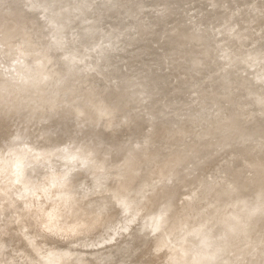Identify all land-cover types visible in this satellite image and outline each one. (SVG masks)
<instances>
[{"label": "bare ground", "instance_id": "6f19581e", "mask_svg": "<svg viewBox=\"0 0 264 264\" xmlns=\"http://www.w3.org/2000/svg\"><path fill=\"white\" fill-rule=\"evenodd\" d=\"M16 1H20V0H15V2ZM96 1L97 0H95V2ZM103 1H105V0H103ZM110 1H112V0H108L105 3L103 2L104 4L102 3L104 5V8L107 10L108 13H112L113 12L112 10L115 9V8H113L115 4L111 3ZM124 1H125L124 4H126V0H124ZM133 1H135V0H133ZM133 1L132 2L130 1L131 2V4H130V2L127 0V4L126 5L129 6V4H130V5H134V7H135V4H132ZM174 1L176 2V0H172V1L170 0L169 3L170 2H174ZM178 1H180V0H178ZM190 1H193V0H190ZM214 1H216V3H219V6L220 5L221 6L227 5L228 6V4H229V3L227 4V1H229V0H214ZM121 2H123V1L120 0V3L118 2V4L119 5L123 4ZM128 2H129V4H128ZM166 2L167 1L163 2V4L164 3L165 4L168 3V2L167 3ZM183 2H184V0H183ZM240 2L242 4H244L247 1H245L243 3V1L240 0ZM254 2H255V0H254ZM92 3H90V4H92ZM114 3H115V1H114ZM154 3H155V1H154ZM169 3H168V5H170ZM213 3H215V2H213ZM263 3H264V1H263ZM27 4L30 7H33V6L35 7L37 5L38 6H42L45 10L49 11L50 14L48 15V18L50 19V23L54 25V28H53V31H52V38H54L57 43L59 42L60 46H63L64 45V47L66 49L72 48L73 43L76 44L78 42H81V41L84 42V41L88 40V38H91V37L95 36L97 34V32H98V28L94 24L91 27L87 28V29L86 28L85 29L79 28V26L81 25V23H83V21H84V18H85L84 16H86V9H87V7L89 5V0H78V1H74V0H30L29 2H27ZM140 4H142V3H140ZM163 4H162V6H163ZM165 4L163 6L164 8H165ZM175 4H173V5H175ZM179 4H181V3H179ZM237 4H238V2L236 3V5ZM246 4H248V2ZM95 5H96V3H95ZM177 5H178V3H177ZM186 5H187V3H186ZM203 5H202V7H203ZM214 5H213V9H214ZM122 6H124V5H121V7ZM128 6L124 7V9H129ZM170 6H172V5H170ZM170 6H168V7H170ZM216 6H218V4ZM221 6L219 7L220 10H223V9L226 8L225 6L223 8ZM240 6H241V4H240ZM129 7L132 8V9H129V11L127 10L128 11L127 13L130 15L129 18L138 17L141 14H143V13H140V12H143L141 10V8H140V10L139 9L138 10L136 9L137 11H140V12H139V14H137L138 16L137 15L135 16V14L137 12L134 9L135 8H139L140 6L139 7L136 6L135 8H133V6H129ZM173 7L175 8V6H172V10H173ZM181 7H182V9L184 8L183 6H181ZM188 7H189V4H188ZM188 7L186 8V11L187 12L189 10ZM193 7H194V5H193ZM228 7H230V6H228ZM233 7H234V5H233ZM256 7H258V6H256ZM93 8L94 7H92L91 9H93ZM170 8H169V10H170L169 12L170 13L172 12V14H173V11L175 12V10L177 9L176 8L175 10L171 11ZM237 8H238V5H237ZM246 8H248V7H246ZM246 8H245V10H246ZM163 9H162V12H163ZM182 9L180 8V12L177 11L178 10L177 9L176 10L177 11V14H179V13L180 14L181 13L184 14V12L181 11ZM204 9H206V7ZM231 9L234 10L233 8H231ZM231 9H230V11H231ZM242 9L244 10V8H242ZM259 9H261V6H260ZM156 10H158V9H156ZM159 10H160V8H159ZM165 10H168V9L166 8V9H164V11ZM214 10H217V9L215 8ZM220 10H219V12H220ZM151 11H152V9H151ZM151 11H150V13H151ZM190 11L191 10H189V13H190ZM226 11L225 12L223 11L224 12L223 14H225ZM241 11H238L237 10L235 12L236 13L238 12V14H240ZM153 12H155V11H153ZM162 12L159 13L160 14L159 17L160 16H163V15H161V14H163ZM165 12H168V11H165ZM227 12L229 13V10ZM260 12H261V10L259 11V13ZM71 13H77L76 14V18L74 20L71 19ZM94 13H96V12H94ZM149 14H148V16H145V17H149ZM168 14L169 13L165 14V17ZM175 14H176V12H175ZM185 14H186V12H185ZM219 14L220 15H223L222 13H218V15ZM238 14H237V16H238ZM144 15L145 14H143V16ZM156 15H157V17L155 16V19L156 20L155 19L152 20L151 18L148 19V22L150 20L155 21V26L156 27L154 28V26H153V28H151L152 30L150 29L151 32L153 31V29H158L157 28V25H160L159 23H164L163 21L166 20V18H165V20H163L162 22H160L161 20L160 21L158 20V13ZM173 15H171V16H173ZM192 15H195V14H192L191 13V17H192ZM216 15H217V13H216ZM227 15H228V17L226 16L224 18H226V19L227 18L228 19L230 18L228 21L229 22L230 21H233V23H235L237 21H240V19L242 18V15H241L240 18H237L233 14V11H231ZM244 15H246V14H244ZM255 15H256V13H255ZM168 16H170V15H168ZM174 16H176V15H174ZM178 16H177V18L179 19V17L181 15L179 17ZM170 17H168L167 20L170 19ZM174 18H176V17H172L171 19H174ZM182 18H183V15L181 16L180 19H182ZM192 18H194V17H192ZM117 19H119V18H117ZM134 19H136V18H133V20H129V19L127 20L126 19L127 21H125V23H123V24L125 26H126V24H128L130 26H133L134 23L135 24L137 23V21H138L137 19H139V17L135 20L136 22H134ZM160 19H162V17H160ZM171 19H170V21H172ZM184 19H182V21H184L186 23L187 20L185 19L186 20L185 21ZM242 19H244V16H243ZM157 20L159 21V23H157V25H156V21ZM195 20H191V21H194L195 22ZM235 20H237V21H235ZM249 20L251 21V19H249ZM116 21L117 20H115L114 22H112L111 23L112 25L108 26V28L109 27L110 28H113L114 26H118V24H122V23H120L121 22L120 20H118L117 22ZM144 21H145V18H144ZM241 21H240V24H242ZM148 22H145V24L148 23ZM174 22H175V19H174ZM178 22H179V20L176 19V24L175 23L174 24H171L170 23L173 26H171V25L166 26L165 24H162L160 26L163 27V25H164V27L162 28L163 30H164L165 27L166 28L167 27L168 28H170V27L171 28L172 27L174 28L177 25ZM180 22H181V20H180ZM180 22H179V24H180ZM216 22H217V20H216ZM141 23L142 22H140L139 24H141ZM197 23L198 22L196 21V23H195L196 26H198ZM233 23L230 22V25H232ZM139 24H136V25H139ZM148 24H146L143 27L140 26L141 28H138L139 26H137V28H136L137 31L136 32H138V30L139 31L142 30V28H145ZM217 24H218V22H217ZM74 25H75V28H76V31L75 32H73ZM153 25H154V23H153ZM236 25L238 26V24H236ZM125 26H123V27H125ZM149 26L152 27V25H148L146 28L148 29ZM196 26H195V29H196ZM210 26H212V25H210ZM234 26L235 25H233L232 27H234ZM243 26L244 25H242L241 27H243ZM186 27H183V28H186ZM191 27H194V26L192 25ZM159 28L161 29V27H159ZM168 28L165 31L166 33H168L167 35H169V33L171 34L172 31H173V29L171 31H169L170 29L168 30ZM208 28H209V26H208ZM27 29H28V27H26L24 25L23 26H15V28H12L11 29L9 27H6V26L0 24V137H1L0 138L1 139L0 140L1 141L0 142V150H2L3 152H6L7 153V156H8V154L10 155V152H11V157L10 156L8 157V159H9L8 162L10 161L9 162L10 164H8V163L5 162V159L7 158L6 154H1L0 155V156H2V155L3 156L4 155L6 156V158H4V157L2 158L1 157L3 159V161L5 162V166L3 164H2L3 167H2V165H0V173H1L0 174L1 176L0 177H1V180L4 181V177L2 179V176H3L2 175V172L3 173L7 172V170L5 171V169H8L9 172L12 171V173L10 172L11 175H10V173L8 174L9 177H8V175L6 176V174H5V178L7 177V178L10 179V177H11L12 179L11 180H8L9 184L7 186H5L6 188L1 189L3 191H0L1 193H4V194L7 192V190L10 191L9 194H7V196L3 194L5 196V198H4V196H3V198H1L2 197L1 195L2 194L0 193L1 194L0 195L1 197L0 198L3 199V200L5 199L4 200L5 203H3V204L0 203V205H2V207H3V209H1V210L2 211L6 210V212H3V213H5V215L2 214V213H0V264H99L98 261H97V259H96L97 252L100 253V251H98V249L100 247L102 248V246L105 245V246H109V249L108 250L110 251L111 245L112 244H115V242H117L120 245H117L114 248L112 247V249L115 250L113 252L123 253L124 251L128 250V247L130 246L131 242H132V245L134 244V247L135 248L137 247V250L138 251L135 250V252H139V253H137V255L139 254L138 257L140 258V260L137 259V258H136V260L132 258L133 260H135V262L139 260V262H136V264H227L226 263L227 260H229V259L231 260L232 256H235V255H232L234 253V251H232V250L234 249L233 247L235 245H232L233 246L231 248L232 249L231 250L232 252H230V253H232L231 254L232 256H228L227 257V253L229 255V252H227V251L230 250V249H227L226 248L228 246L227 245L228 240H230L228 244H230V242H233L234 243V241L236 240V238H238L236 236H233L235 234V232L237 233V236H239L237 231L239 230L240 232L242 231V233H243L244 232L243 229L246 228V227H243L244 226L243 225L244 224L243 222L244 221L246 222V220H247V219L244 220L246 217L244 218V216H242V218H241V216H238V214L240 212L239 213H236V212H238V210L240 208H243V207H240V205H241L240 204L238 206L240 208L238 209V208H236L237 207L236 206L235 207V210L236 209H238V210L235 211V212L233 211L235 214H237L236 216H238V219H240V218L243 219L244 218L243 221L236 220V223H235V220H234V221H232L234 224L232 222H230L231 224H229L227 221L220 220V222L222 221L221 223H223V222H227V223L226 224L223 223L225 225H222V226H217L215 223H213V221L211 219L212 210L214 211V209H211V211H210L208 209L209 207H207V205L208 206H212L216 202L217 203V206H218L217 207L215 205L217 207L216 210H218V209L221 210V207H223L224 205L223 206H220V205H222L226 199H230L229 197L231 195H233V197H234V195H235L236 192H235V190L233 188L236 187V186H234V184H232L233 185V188L231 189V191L234 190V193H231V191L229 189L230 188L229 185L226 184L228 182V180H226L227 182H225V184L229 187L228 189H225L223 187H219L220 186L219 185L220 184L219 183L220 180L219 181L217 180L219 184L216 183L219 186H217V185L215 186V185L212 184L214 187H207V185L208 186L211 185L210 182H209V180L212 179V175L211 174H210L211 175V178L210 179H209L210 176L209 177L207 176L208 178L207 179H204L206 177V174H203L202 173V176L204 177V175H205V177L203 179L202 178L200 179L199 178L200 176L199 177L197 176L196 171H190V170L184 169L183 167L182 168H178L177 167L176 160H173L174 162H172V165L169 166L168 163H167V165H168L169 168H166V171H162V173L165 175V178L162 177V179L164 178V180L163 181H160L161 183L158 182V183H156V185H153L155 182H157L158 180H160V179L157 180V178H156V180L154 179V181H153L154 183L153 182H150V183H153L152 186H150V184L147 183V184H149V190L148 191L144 190V191H146V192H144L142 189L147 185L146 184L144 186V184L146 183V181L145 182L142 181V175L143 174H140L139 173V171L136 169V167H135V165L133 163V160L131 158L125 157V159H123L122 163H120V164H115L113 162L112 163H108V164H106L105 162L104 163H102V162H96V163H94L93 161H91L92 158L90 159V156H89V152L90 151L93 152L94 154H101L102 156H105V157L106 156L107 157L109 156L110 157L113 154L115 155L116 154L115 152H117L119 149H121V147H123V143L117 142V141H113V140L111 141L110 140V137H109L110 135H108V134H110L108 132L111 130V128L117 127V126L120 127L122 125V123H119L118 121H114V122H111L110 121L112 119V117L114 118V116H113L114 110L109 106V104H107L105 102H102V98H99L94 93L89 92L86 87H82L83 84H81L80 82L82 81L83 78H80V79L76 80L74 82V84L71 85L70 87H68V85H65L64 86L63 82H61V81L62 80L64 81L65 80V77L60 73L59 69L52 67V64L50 63L51 56L48 53V49L46 47L38 44L37 42H35L30 37H28V34L27 33H24V31H26ZM147 29H146V31H147ZM176 29L179 30V28H176ZM195 29H194V31H195ZM211 29H213V28L211 27ZM229 29H230V27L228 28V30ZM233 29L235 30V28H233ZM233 29H231L232 32L234 31ZM238 29H239V26H238V28L236 30L238 31ZM186 30H187V28H186ZM186 30L184 29L183 32L186 31ZM228 30H226V31H228ZM246 30H247V28H246ZM154 31H156V30H154ZM154 31L152 33H154ZM196 31H197V29H196ZM209 31H211V30L209 29ZM144 32L145 31L142 30V33H144ZM241 32H242V35H245V33H248L250 31L246 32L244 30L245 33H243V31H240V32H235L234 31V34L237 35L236 33L240 34ZM259 32H260V30H259ZM163 33H164V31H163ZM181 33L182 32L180 30L178 34L181 35ZM197 33L198 32H196V34ZM257 33H258V31H257ZM149 34H150V32H149ZM234 34H232V36H233L232 38L233 39L235 37ZM137 35L139 36V34H137ZM162 35H164V34H162ZM175 35H174V37H176ZM180 35H178V36H180ZM240 35H237L236 37H238V36L240 37ZM263 35H264V33L262 34V36ZM130 36H128V37L130 38ZM143 36H145V38H147L145 34ZM143 36H140V38H143ZM116 37H117V35H116ZM163 37L164 36H162V38ZM167 37H170L171 38V35H169ZM209 37H211V36H209ZM258 37H260V36H258ZM162 38H161V40H162ZM177 38H179V37H177ZM177 38H176V40H178ZM148 39H150V38H148ZM164 39H167V41L170 40L168 38H164ZM180 39H182V38H180ZM242 39H244V37ZM261 39H263V38H261ZM121 40H122V38H121ZM137 40H139V38ZM171 40H173V39H171ZM219 40H220V38H219ZM229 40L231 41V39H229ZM229 40L228 41L226 40V41L229 42ZM140 41L141 40H139V42ZM236 41H234V42H236ZM159 42L160 41H158V43ZM174 42H175V40H174ZM126 43L127 42L125 41V44ZM178 43L179 42H177L176 47H177ZM247 43H249V42H247ZM98 44H100V43H98ZM125 44L122 45V46H125ZM170 44H168V45H170ZM236 44H237V42H236ZM142 45H143V43H142ZM166 45H167V43H166ZM258 45H260V44H258ZM263 45L264 44H262V46ZM77 46L79 47V45H77ZM102 46H106V45H101V47ZM127 46H129V45H127ZM89 47H90V45H89ZM118 47H120V45ZM238 47H239V45H238ZM244 47H245V45H244ZM252 48H254V47H252ZM256 48H254V50ZM108 49H110V48H108ZM127 49H128V47H127ZM250 49H251V47H250ZM173 50H175V49L173 48ZM251 50H253V49H251ZM106 51H107V49H106ZM158 51H161V50H158ZM162 51H164V50H162ZM262 51H264V50H262ZM152 52H155V51H152ZM168 52H169V50H168ZM170 52H171V50H170ZM117 53L119 54V52H117ZM219 53H222V52H219ZM219 53H217V54H219ZM241 53H242V51H241ZM259 53H261V52H259ZM252 54H253V52H252ZM256 54H258L257 51H256ZM172 55L175 56V57H177L174 54H172ZM227 55H229V54H227ZM238 55H240V54H238ZM128 56L131 59L132 56H130V55H128ZM219 56H221V55L219 54ZM246 56H247V54H246ZM84 57H85V50H84V48H80V49L76 50L75 52H70V54H68L66 56V62L68 64H70L71 62L73 63L76 60H78V61L79 60H83ZM147 57H148V55H147ZM150 57H152V56L150 55ZM184 57H185V55H184ZM99 58H100V56H99ZM103 58H105V57H103ZM107 58H109V57L107 56ZM217 58H218V55H217ZM230 58H233V57H230ZM249 58H250V56H249ZM158 59H159V57H158ZM173 59H172V61H171V59L169 60L170 62H172V67L171 68H173V64L174 63L177 64V62H175L177 60H174L173 61ZM227 59H229V57ZM109 60H110V58H109ZM162 60H164V58H162ZM246 60H245V62H246ZM110 61L112 62V60H110ZM238 61L240 62L241 60H238ZM262 61L264 62V60H262ZM84 62H86V60ZM150 62L151 61H149V63ZM160 62H162V61H160ZM170 62L168 63V65H170ZM234 62H235V60H234ZM239 62H237L238 64L236 62H235L236 64L235 63L234 64L235 65H239ZM241 63H242V61H241ZM176 64H174V66ZM219 64H221V63L219 62ZM96 65H97V62H93V63H90L88 66H86V68H95ZM249 65H250V63H249ZM255 66L257 67V65H255ZM260 67H262V66H260ZM174 68H176V67H174ZM176 69H179V68H176ZM242 70H243V68H242ZM149 71H151V70H149ZM173 71H174V69H173ZM180 71H182V70H180ZM256 71L258 72L257 69H256ZM105 72H106V70H105ZM150 74H152V73H150ZM262 74H264V73H262ZM148 78H149V76H148ZM233 79H234V77H233ZM159 81H161V80L159 79ZM156 82H158V81H156ZM162 82H163V80H162ZM247 82H250V81H247ZM243 83H246V82H243ZM157 84H159V83H157ZM192 85H193V83H192ZM159 86H158V88H159ZM262 86H263V84H262ZM241 87L243 88V86H241ZM248 88H250V87H248ZM121 89H123V88H121ZM128 89H130V87ZM195 89H194V91H195ZM185 90H187V88ZM138 91H139V89H137V92ZM253 92H254V90H253ZM126 94H127V92H126ZM130 94H132V93H130ZM130 96H132V95H130ZM259 97H261V96H259ZM133 99L135 100V98H133ZM130 100H131V98H130ZM258 100H259V98H258ZM131 101L132 102H135L133 100H131ZM260 102L262 103L261 100H260ZM142 103H143V101H142ZM260 104H259V106H260ZM262 106H264V105H262ZM262 106H260V107H262ZM246 107H248V106H246ZM246 107H245V109H246ZM138 110H139V108H138ZM247 110H252V109H247ZM135 111H137V109ZM263 111H264V109H263ZM221 112H223V111H221ZM225 112H224V115L225 114L226 115L229 114L228 112L227 113H225ZM249 112H252V111H249ZM247 114L250 115V113H247ZM225 116L223 118L224 120H225ZM253 116H255V115H253ZM124 118L125 119H127V118L129 119L130 116L129 115H125ZM204 118H206V117H204ZM210 118L211 117H209V119ZM226 118L229 119V121H228L229 123L234 120L233 117H231V121H230V117H227L226 116ZM189 119L192 120V117H188L187 121H190ZM221 120L222 119L220 117V120L219 121H221ZM206 121L208 123H210V122H212L214 120H209L210 122L208 120H206ZM235 121L239 122L238 120L235 119L233 121V123ZM75 122H79V124H81V127H79L78 129H76L77 127H75L71 131L70 129L74 125L70 126V125H67V124H71V123H75ZM223 122H219V123H222L219 126L222 125V127H224ZM228 122H227V119H226V123H228ZM253 122L255 123V121H253ZM190 123H191V121H190ZM219 123H217V125ZM233 123H231L230 125H232ZM178 124L181 126L180 123H178ZM205 124H203L204 127H205ZM212 124H214V122L211 123V126H212ZM235 124H238V123H235ZM235 124H233V125H235ZM255 124L256 125H259L257 123H255ZM255 124H248V126L251 129V126L250 125H254L255 126ZM230 125L228 127H230ZM245 125H247V124L245 123ZM64 126H65V129L63 128ZM68 126H70V129L68 128ZM184 126H186V125H184ZM184 126H182V129H184L183 128ZM187 126H189V124ZM226 126H227V124H226ZM5 127H9V128H11V130H6ZM174 127H176V126H174ZM204 127H203V129H204ZM213 127H211V128H213ZM215 127H216V125H215ZM225 127H224V129H225ZM249 127H248V129H249ZM167 128H168V123L166 121H163V120L160 119V121L155 125V128L153 129V131L151 133V137L148 138L149 140L147 141V143L144 144V146L146 147L147 150L152 151L151 153H154L156 151H161L162 149L164 151L165 146L167 147L166 144H168V145H170L172 147V145L169 142V138L168 137H169L170 134H169ZM206 128H209V126L206 127ZM238 128H237L236 131H238ZM260 128H262V125L259 126V131H260ZM186 129H187V127H186ZM200 129H201V127H200ZM218 129H215V130H218ZM231 129H233V128H231ZM245 129H247V128H245ZM58 130H59V132H63L65 134H70V135L71 134L72 135L81 134V133H85L86 131L89 132V134L91 133L90 135L87 134L88 136H87V140H86V143L90 145V148H89L90 151L89 152L87 151L88 148L87 149H84V148H81V147H79L77 149H68V150L63 149L62 150V148H59L57 146L58 144H55V143H54L53 147L52 146L49 147V148H46L45 147L46 149L45 148H41V147H40L41 149H39V148L37 149L36 147H32V146L28 145L27 143H21V142H19L18 144L16 143V142H18L16 140V138H19V139H23V138L33 139L35 137L36 138L38 137V141L40 140L42 144L43 143H45V144L50 143L51 144L53 142H57L54 139V135L57 134L56 131H58ZM212 130H214V129H212ZM230 130L227 129V131H229V132H230ZM253 130H255V127H254ZM207 131H208V129H207ZM224 131H226V130H224ZM242 131H243V129H242ZM250 131H252V130H248L246 132H250ZM262 131H263V128H262ZM202 132L206 133L203 130H202ZM209 132L211 133L212 131L209 130ZM209 132H207V133H209ZM213 133H216L217 134L218 132L217 131L216 132L213 131ZM124 134H126V133H124ZM198 134L200 135V133H198ZM248 134L250 135V133H248ZM248 134H247V136H248ZM197 135H196V137H197ZM223 135H224V133H223ZM122 136H124V135H122ZM176 136H177V138H179V135H176ZM207 136H208V134L205 137H207ZM242 136L244 138V135L243 134H242ZM239 137H241V136H239ZM120 138H122V137H120ZM204 138L202 137L201 139L203 140ZM226 138L227 137H225V139ZM236 138H238V137H236ZM243 138L241 137L240 139H243ZM173 139H174V137H173ZM196 140H198V142L200 141V139H197V138L195 139V141ZM177 141H179V140H177ZM177 141H176V145L178 146ZM190 141H191V139H190ZM226 141L228 143V140H226ZM15 143L17 145H15ZM194 143H193V145H194ZM156 144H159V146L161 147V150H159V147ZM197 145H198V143H197ZM197 145H194V146H197ZM203 145L201 144L200 146H203ZM208 145H206V148H207ZM135 146H137V145H135ZM211 146H213V144ZM162 147H164V148H162ZM213 147H212V150L214 149ZM178 148H179V146H178ZM204 148H205V146H204ZM206 148H205V150H206ZM208 148H209V146H208ZM243 148L244 149H242V147H241L242 150H245L246 147H243ZM262 148L264 149L263 146H262ZM165 149H167V148H165ZM193 149H195V148H193ZM196 149L198 150V147H196ZM196 149H195V151H197ZM222 149H223V147H222ZM135 150H136V148H135ZM183 150H185V148H183ZM188 150H190V149H188ZM235 150H240V149L239 148H236ZM2 151H0V153H3ZM133 151H134V149H133ZM174 151L176 152L177 150H174ZM191 151H193V150H191ZM91 152H90V155H91ZM177 152H179V151H177ZM156 153H154V154H156ZM206 153H208V152H206ZM237 153H238V151H237ZM182 154H184V153H182ZM198 154H199V152L197 153V155ZM204 154H205V152H204ZM204 154L201 155L203 159H204V157H203ZM214 154H216V153H214V150H213L212 153H210L208 155H210V156L213 155L212 158L214 159L215 158L214 157ZM221 154H222V152H221ZM239 154H242V152L240 153V151H239ZM243 154L245 155V151H243ZM248 154H250V152L249 153L247 152L246 155H248ZM171 155H173V154H171ZM187 155H188V153H187ZM251 155H250V157H251ZM150 156H148V157H150ZM166 156H167V154H166ZM188 156H190V155H188ZM217 156H221V155H217ZM233 156H232V158L234 160L235 157H233ZM136 157L138 158L137 155H136ZM206 157H205V159L209 158V157H207V158ZM1 158H0V162H3L1 160ZM163 158L164 157H162V160H164ZM197 158L198 157H195L193 160L196 159L195 161H197ZM232 158H230V159H232ZM244 158H246V156ZM262 158L263 157H261V159L260 158H258V159L259 160H262ZM230 159L228 158V160H230ZM249 159H252V158H249ZM252 160H251V162H253ZM56 161L59 164H56ZM159 161H157V163ZM243 161H244V159H243ZM247 161L249 162L248 159H247ZM254 161H255V159H254ZM262 161L264 162V160H262ZM161 162L162 161H160V163H158L159 164V167H160ZM209 162H210V160H209ZM216 162L220 163L217 160H216ZM230 162H231V160H230ZM146 163H144V165ZM223 163H224V161H223ZM15 164L17 166H15ZM220 164H222V162ZM225 164H224V166H227L228 165V162H227V165H225ZM233 164H234V162H233ZM262 164L263 163L261 162V165L260 166H262ZM148 165H150V164H148ZM151 165H152V163H151ZM189 165H190V163H189ZM186 166L187 165H185V167ZM215 166H213V167H215ZM238 166H236V167H238ZM260 166H259V168H260ZM140 167H142V166H140ZM227 167H225V168H227ZM262 167L264 169V165ZM19 168H20V171L18 170ZM143 168H144V166H143ZM143 168H139V169H143ZM149 168H150V166H149ZM203 168H204V166H203ZM219 168H220V166H219ZM254 168H256V167H254ZM16 169H17V171H16ZM220 169L223 170L222 168H220ZM257 169H258V167H257ZM193 170H195V168ZM251 170L254 171L255 169H251ZM18 171H19V173H16ZM145 171H146V169H145ZM151 171H152V169H151ZM208 171H210V170L208 169ZM203 172H204V170H203ZM254 172H256V171H254ZM260 172H263L264 173V170L263 171H260ZM220 173H221V171L219 172V174ZM239 173L240 172H238L236 175H239ZM258 173H259V171H258ZM258 173H257V175H258ZM75 174L78 177H75L76 176ZM212 174H213V172H212ZM214 174H216V173L214 172ZM227 174L230 175V172L227 173ZM233 174H235V173H233ZM221 175H223V174H221ZM232 175H230L229 177H231ZM257 175H255L256 177L254 179H256L258 177ZM144 176H146V175L144 174ZM216 176H217V174H216ZM239 176L236 178L237 179V182L238 181L239 182L241 181V180H238ZM220 177H218V178H220ZM233 177H234V175H233ZM233 177H232L231 181L233 180ZM253 177H254V175H253ZM260 177H261V175H260ZM84 178H85V180H84ZM146 178H148V177H146ZM213 178H215V177H213ZM218 178H215V179H218ZM222 178H223V176H222ZM240 178H241V176H240ZM246 178L243 177V179L242 178L241 179L244 180ZM261 178H263V177H261ZM254 179H252V180H254ZM5 180H7V179H5ZM248 180H250V179H248ZM258 180L259 179L256 180V183L255 184H257V182H261V181H258ZM2 181L0 182V184H3L4 183V182L2 183ZM10 181H11V183H10ZM212 181H215V180L213 179ZM244 181L242 182V186H244V188L241 187V189L242 188L245 189V185H243V183H245ZM223 182H224V180H223ZM250 182H251V180H250ZM261 183H263V182H261ZM261 183H260V185H261L260 187H259V185H256L258 189L263 186V184H261ZM6 184H7V182H6ZM87 184H89L90 186H87ZM221 184H224V183H221ZM238 184L241 185V182L238 183ZM253 184H254V182H253ZM226 185H225V187H226ZM232 185H231V187H232ZM85 186L89 190H87V188H86V190H83V192L80 193L78 190L80 188H84ZM251 186H254V188H255V185H252L251 184ZM1 187H2V185H1ZM247 187L248 186H246V188ZM236 188L238 189L239 187H236ZM252 188L253 187H250L249 189H252ZM257 188H256V191L251 192V193H254L253 195H255V193L257 191H259V190H257ZM239 190H240V188H239ZM247 190H248V188H247ZM252 191H253V189H252ZM241 192H242V190H241ZM245 192H244L243 195H245ZM258 193L259 192H257V194ZM91 195L94 196V197L96 196L99 200H102V202L105 203L106 205L108 203H112V204L110 205V207H107V208H104V209H102L100 207H99V209L97 208L98 210L96 208L94 209L91 206H89V202L86 203V199H87L86 196H91ZM236 195H238V194L236 193ZM246 195H245V197H248ZM253 195H252L251 198L254 199ZM239 196H240V194H239ZM250 196H251V194H250ZM94 197H92L93 198L92 201L94 200ZM204 197H206L207 199H209V198L213 199V202L215 200L216 201L214 202V204H211L210 203L211 205H209V203H208L206 205L205 203L206 202H209L207 199H206V202L205 203H201V201H200L202 199H205ZM233 197H232V200L231 201H233V199H235ZM256 197H258V196L255 195V198ZM259 197H260V195H259ZM263 198L264 197H262V199H261L262 201L261 202H264L263 201ZM247 199H248L247 201H250L249 198H247ZM257 199H259V198H257ZM236 200H238V198L235 199V202H237ZM243 200H242V202L245 203L246 201H243ZM94 201H97V200H94ZM231 201H228V202H231ZM228 202L225 203V204L228 205ZM242 202L240 201V203H242ZM254 202H256V200L253 201L252 204H254ZM258 202H260V201H258ZM96 203H98V202H96ZM246 203H248V202H246ZM249 203H251V202H249ZM90 204H92V203H90ZM203 204H205L206 206L203 205ZM238 204H239V202H238ZM257 204H259V203H257ZM244 205H246V204H244ZM262 205L264 206V203H262ZM219 206H220V208H219ZM247 206L249 207V204ZM263 206L260 205V207L264 208ZM227 207H229V205L226 206L224 209L222 208V211L226 212V214L228 215V211L226 210ZM252 207H253V205L251 207H249V208L252 209ZM257 207L259 208V206H257ZM230 209H233L234 210L233 205H232V207L230 205ZM254 209H252V210H254ZM61 210H62V212H63V210L64 211L66 210L68 212L67 213L69 215L68 216V219H66L67 217H63L65 215L61 216V214H60L61 213L60 212ZM220 210H218V212ZM242 210H241V212L244 211V210L243 211ZM245 210H246V208H245ZM262 210H264V209H262ZM262 210L260 209V211H262ZM246 211L248 212V211H250V209L248 210V208H247ZM260 211L258 213H260V218L262 217V220H263V218H264L263 216L264 215L261 216V214L264 211L263 212H260ZM65 212H64V214H66ZM216 212L217 211H214V215H213L214 217H215V214L217 216V213ZM233 212H231V213H233ZM6 213H8V214H6ZM122 213H129L128 218L126 216H123ZM254 213H256V212H254ZM226 214H224V215L226 216ZM244 214L245 213H243L241 215H244ZM247 214H246V216H247ZM219 215H221V214L218 213V216ZM255 215H257V214H255ZM16 216L17 217L18 216H21V217L20 218L18 217L19 218V220H18V219H16ZM137 216L139 217L140 220H138V221L135 220L134 221V219ZM236 216H232V217H236ZM251 216H252V218H251ZM251 216L248 219L249 222H250V220L251 221L254 220L253 219V216L254 215L251 214ZM219 217H221V216H219ZM219 217H218V219H221ZM222 217H223V215H222ZM14 218L16 220H18V222H16V227H15L16 229L14 228L15 231L13 230L14 232H12V233H10L11 232L10 229H8L9 232H7L6 231V228L8 226H10V227L12 226V225H9V224L11 222H15L16 221ZM230 218H231V215H230ZM256 218H257V216H255V222H256V220L258 222L259 220H258V218L257 219ZM11 219H13L14 221H11ZM214 219L216 220V218H214ZM233 219H237V218H233ZM229 221H230V219H229ZM133 222H134V224H133ZM220 222L218 223V225L220 224ZM249 222H246V223L248 224ZM255 222H253V223L256 224L257 222L256 223ZM260 222H262V221H259V223ZM12 224H14V223H12ZM247 224H246V226H248ZM260 224H262V223H260ZM260 224H259V226H260ZM238 225H240L239 228L240 227L241 228L243 227L242 230H240L241 228L238 229V230H236V228H238ZM241 225H243V226H241ZM256 225H258V224H256ZM14 226H12V227H14ZM250 226H252V224ZM250 226H248V227H250ZM256 227H254L255 229H253V231L256 230V229L259 230L260 227L259 228H256ZM251 228H248V229L250 230ZM263 228L261 226L260 229H263ZM247 232L249 233L250 236H251V234H253L252 231L251 232L247 231ZM259 232H260V230H259ZM263 232L264 231H262L261 233H263ZM246 233H245V235H244V233L242 234V235L245 236V239H244V236H243V241L244 240H247L248 238L250 239V237L247 238L248 235ZM261 233H259V235ZM257 234H258V232H257ZM255 235L254 234L252 235L253 238H255ZM261 235H260V237H261ZM231 237L233 239L235 237L236 238H235V240H232V239H230ZM249 239L247 241H249ZM238 240L239 239H237V241ZM251 240L252 239H250V242L252 243ZM254 240L256 242L258 241L257 238L254 239ZM239 241H241V242H239V243L237 242V246L240 247V245H241L242 248H243L244 242L242 241V239L239 240ZM247 241L245 243H247ZM259 241H260V239H259ZM262 241H260V242H262ZM242 242H243V244H241ZM260 242H259V244H261ZM15 243H16V246H15ZM233 243H231V244H233ZM251 243H250V245L253 244V243L252 244ZM263 243H264V241L262 242V245H263ZM248 244H249V242H248ZM248 244H246V245H248ZM262 245H259L258 247L256 245V247L258 248V250L260 249L259 247H261ZM82 247L84 249H88L89 250L88 252L91 251L90 253L93 254V256H96V257H91L90 256L91 258L90 257L89 258H85L84 257V258L81 259V258H79L81 256H79L78 258H76L77 256L76 255L74 256V254L76 252H78L80 249H82ZM228 247H230V246H228ZM246 247H249V245L246 246ZM246 247L244 249H247L246 251H251V253H253V251L255 249H257V248L254 247V250L252 251L253 248H250L248 250V248H246ZM251 247H253V246H251ZM103 249H104V247H103ZM237 249H238V247H237ZM237 249H235V250H237ZM96 250H97V252H96ZM263 250H264V247H263ZM222 251H223V253H221ZM237 251L240 252V253H244L241 250L240 251L237 250ZM237 251H235V253ZM86 252L87 251H85V253ZM260 252H264V251H262V249H261ZM240 253L237 254L236 256L238 257L240 255ZM254 253H255V251H254ZM224 254H226V256ZM262 254L264 255V253H262ZM262 254L260 253V255H262ZM133 255H135V253ZM244 255H243V258L245 257ZM247 255H250V254L248 253V254H246V256ZM257 255H258V253H257ZM263 255L262 256H259L257 258H261V257L264 258ZM254 256L255 255H253V257ZM229 257H231V258H229ZM250 257H252V256L250 255ZM253 257L250 260L248 259L247 261L250 262L252 259H255ZM226 258H228V259H226ZM238 258H241V257H238ZM257 258H256V262H257ZM233 259H236V258H233ZM244 260H246V258ZM238 261H237V263H238ZM247 261H243V262H245V264H252V262H253L252 261L250 263L249 262L246 263ZM261 261L262 260H260V261L258 260V263L257 264H259V262H261ZM228 263L231 264L230 261ZM235 263L236 262H234V264ZM240 263H241V260H240ZM240 263H238V264H240ZM253 263H255V262H253ZM128 264H130V263H128ZM242 264H244V263H242ZM262 264H264V260L262 261Z\"/></svg>", "mask_w": 264, "mask_h": 264}, {"label": "rangeland", "instance_id": "374dc122", "mask_svg": "<svg viewBox=\"0 0 264 264\" xmlns=\"http://www.w3.org/2000/svg\"><path fill=\"white\" fill-rule=\"evenodd\" d=\"M30 0H20V1H16L15 2V0H0V24H2V25H4V26H6V27H9V28H15V26H26V27H28V29L26 30V31H24V33H27L28 34V37H30L31 39H33L35 42H37L38 44H40V45H42V46H44V47H46L47 49H48V53H49V55L51 56V59H50V63L52 64V67H54V68H57V69H59V71H60V73L65 77V80L63 81H61V82H63V84H64V86L65 85H68V87H70L71 85H73L74 84V82L76 81V80H78V79H80V78H83L82 79V81L80 82L81 84H83L82 85V87H86L87 89H88V91L89 92H92V93H94L97 97H99V98H102V102H105V103H107V104H109V106L114 110V113H113V116H114V118L112 117V119L110 120L111 122H114V121H118L119 123H122V125L119 127V126H117V127H113V128H111V130L108 132V133H110V134H108V135H110L109 137H110V140L112 141H117V142H121V143H123V147H121V149H119L117 152H115L116 154L114 155H111L110 157L108 156H102L101 154H94L93 152H91L90 150H89V148H90V145L89 144H87L86 143V140H87V136L88 135H90L89 134V132H85V133H81V134H75V135H70V134H65V133H63V132H59V130L58 131H56L57 132V134H55L54 135V139L57 141V142H53V143H48V144H45V143H41V141L39 140L38 141V137L36 138H33V139H27V138H23V139H19V138H16V140L18 141V142H16L17 144L19 143V142H21V143H27L28 145H30V146H32V147H36L37 149L39 148V149H41V148H49V147H53V145H54V143L55 144H58L57 146L59 147V148H62V150L63 149H66V150H68V149H77V148H79V147H81V148H84V149H87V151L89 152H91V155H90V152H89V156H90V159H91V161H93L94 163H96V162H102V163H106V164H108V163H115V164H120V163H122V161H123V159H125V157H129V158H131L132 160H133V163H134V165H135V167H136V169L139 171V173L140 174H143L142 175V181L143 182H145L146 181V183L144 184V186L147 184V183H149L150 184V186H152V184L154 183L153 181H154V179L156 180V178H157V180L158 179H160V180H158L157 182H155L153 185H156V183H161L160 181H163L164 180V178H165V175L162 173V171H166V168H169L168 167V165L169 166H171L172 165V162H174L173 160H176V162H177V167L178 168H184V169H187V170H190V171H196V173H197V176L201 179H203L204 177H205V175H204V177L202 176V173L203 174H206V177L204 178V179H207L209 176V179L211 178V175H212V179H208L209 180V182H210V186H208L207 185V187H214L213 185H217V186H219V187H223V188H225V189H228L229 187V189H230V191H231V189L233 188V185L232 184H234V186H236V187H239L240 188V190H239V188L237 189L236 187H234L233 189L235 190V192L238 194V195H236V193H235V195H234V197H233V195H231L229 198L230 199H226L225 201H224V203L222 204V205H220V206H228L229 205V207H227L226 208V210L228 211V215L226 214V212H224V211H222V208L224 209L225 207L223 206V207H221V210L220 209H218V210H220L219 212H218V210H216L217 209V203L215 202V204H214V202H213V199H211V198H209V199H207L206 197H204L205 199H202V200H200L201 201V203H205L206 202V199L209 201V202H206L205 204L207 205L208 203H209V205H211V204H214V205H212V206H208L207 205V207H209L208 209L211 211V209H214V211H217L216 213H217V216H216V214H215V217L213 216L214 215V211L212 210V216H211V219H212V221H213V223H215L217 226H222V225H225L227 222L229 223V224H231L230 222H232V221H234L235 220V223H236V220H241V221H243V219L244 220H246V222H249L248 221V219L250 218V216H251V214H253L254 216H253V219L254 220H250V224L248 223H246L245 221L243 222L244 224V226L243 225H241V226H243V227H248V226H250L251 224H252V226H250V227H248V228H251L250 230L252 231V233L255 235V238H253V234H251V236L249 235V233L247 232V231H249V232H251L248 228L246 229V228H244L243 229V233H244V235H245V233L248 235L247 236V238L248 237H250V239H252L251 241H252V243L250 242V239H249V241H247V240H244L243 241V236L244 235H242L243 233H242V231L240 232L238 229H240L239 228V226L240 225H238V228H236V230H238L237 232H238V235L239 236H237V233L235 232V234L233 235V236H236V237H238V238H236V240H235V238L233 239L232 237L230 238V239H232V240H235L234 241V243L237 241V239H239V240H241L242 239V241L244 242V244H243V242L241 243V244H243L244 246H243V248H242V246L240 245V247L239 246H237V242L239 243V242H241V241H237L235 244L233 243V242H230V244L231 243H233V244H228L229 243V241L230 240H228V243H227V245L228 246H230V247H228L227 245V249H230V250H228L227 252H229V255H228V253H227V257L228 256H232V255H235V256H232V258L231 257H229V258H231V260L233 259V258H236V259H233L232 261L229 259V260H227V264H229L228 262L230 261L231 262V264H234V262H236L235 264H238V263H240V260H241V263L240 264H242V263H244L245 264V262H243V261H247L248 259L250 260L252 257H253V255H255L253 258H255V259H252L250 262H255V263H253L252 262V264H257L258 263V260L260 261V260H264V258L263 257H261V258H257V257H259V256H262L263 254L262 253H264V252H260V250L262 249V251H264L263 250V247H264V243H263V245H262V242L264 241V232L263 233H261L262 231H264L263 229V227H264V218H263V220H262V217L260 218V213H258L259 211H260V209L262 210V209H264V208H262V207H260V205L261 206H263L262 205V203H264V202H261L262 200V197H264V173L263 172H260V171H263L264 169H263V165H264V162L262 161V160H264V149L262 148V146L264 147V111H263V109H264V106H262V105H264V74H262V73H264V62L262 61V60H264V51H262V50H264V45L262 46V44H264V35L262 36V34L264 33V3H263V1L262 0H255V2H254V0H241V1H243V3L245 2V1H247L248 2V4H246V3H244V4H242L241 2H240V0H229V1H227V4H228V6H230V7H228L227 5H224L226 8L225 9H223V10H220V6H219V3H216V1H214V0H193V1H190V0H184V2H183V0L180 2V1H178V0H176V4L174 3V2H170L169 3V1L170 0H135V1H133V0H128L129 2L131 1H133V3L132 4H135V7L137 6V7H139V8H135L134 7V5H130L131 4V2H130V4H129V2H128V4H129V6H133V8H135L134 10L137 12H135L136 14H135V16L137 15V14H139V12L140 11H137L138 9L140 10V8H141V10L143 11V12H140V13H143V14H145L144 16H143V14H141L140 16L142 17H140V16H138L139 17V19H137L138 17H132V18H129L130 17V15L127 13L128 11H129V9H132L131 7H129L128 5H126L127 4V0H126V4H124L125 3V1L124 0H121V1H123V2H121V3H123V4H121V5H124V6H122L121 7V5H119L118 4V2L120 3V0L118 1V0H112V1H110L111 3H113V4H115L114 5V7L113 8H115V9H113L112 11V13H108L107 12V10L104 8V3L106 2V1H108V0H105V1H103V0H97L96 2H95V0H89V5H88V7H87V9H86V16H84L85 18H84V21H83V23H81V25L79 26V28H82V29H87V28H89V27H91L93 24L95 25V26H97V28H98V32H97V34L95 35V36H93V37H91V38H88V40H86V41H81V42H78V43H76V44H74L73 43V45H72V48H70V49H66L65 47H64V45L63 46H60V44H59V42L57 43L56 42V40L54 39V38H52V31H53V28H54V25L53 24H51L50 23V19L48 18V15L50 14L49 13V11H47V10H45L42 6H33V7H30L28 4H27V2H29ZM74 1H78V0H74ZM104 3H103V2ZM114 1H115V3H114ZM154 1H155V3H154ZM165 1H167L170 5H172V6H175V8L173 7V10H175L176 8L178 9H176L177 11H179L180 12V8L182 9V7L181 6H183L184 8L181 10L182 12H184V14L183 13H179L181 16L183 15V18L182 19H184L185 21H186V23L184 22V21H182V19H180L181 18V16L179 15V14H177V11L175 10V12H176V14H175V12L172 10V6H170V5H168V3L167 4H165V8L163 7L164 6V4H163V2H165ZM172 1V0H171ZM199 1V2H198ZM201 1V2H200ZM231 1V2H230ZM233 1V2H232ZM93 2V3H92ZM101 2V3H100ZM144 2V3H143ZM149 2V3H148ZM187 3V5H186V3ZM190 2V3H189ZM195 2V3H194ZM209 2V3H208ZM213 2H215V3H213ZM238 2V8H237V5H236V3ZM90 3H92V4H90ZM95 3H96V5H95ZM103 3V4H102ZM118 5H117V4ZM140 3H142V4H140ZM172 3V4H171ZM177 3H178V5H177ZM179 3H181V4H179ZM250 3V4H249ZM253 5H252V4ZM263 5H262V4ZM98 4V5H97ZM147 4V5H146ZM157 4V5H156ZM162 4H163V6H162ZM173 4H175V5H173ZM185 4V5H184ZM188 4H189V7H188ZM204 4V5H203ZM215 4V5H214ZM218 4V6H216ZM240 4H241V6H240ZM259 4V5H258ZM128 6V8L129 9H124V7H126V6ZM193 5H194V7H193ZM198 5V6H197ZM202 5H203V7H202ZM213 5H214V9L216 8L217 10H214L213 9ZM233 5H234V7H233ZM236 5V6H235ZM247 5V6H246ZM252 5V6H251ZM118 6V7H117ZM167 6V7H166ZM168 6H170V7H168ZM180 6V7H179ZM191 6V7H190ZM224 6H221L222 8L224 7ZM245 6V7H244ZM250 6V7H249ZM256 6H258L259 8H260V6H261V9H259L258 7H256ZM92 7H94L93 9H91ZM101 7V8H100ZM188 7V9L189 10H191L190 11V13H189V10H188V12L186 11V8ZM197 7V8H196ZM206 7V9H204ZM218 7V8H217ZM246 7H248V8H246ZM122 8V9H121ZM159 8H160V10H159ZM168 9V10H165V11H168V12H165L164 11V9ZM169 8L171 9V11H173V14L174 15H176V16H174L173 14H172V12L170 13L169 11ZM221 8V9H222ZM231 8H233L234 10H232ZM240 8V9H239ZM242 8H244V10H245V8H246V10L244 11ZM250 8V9H249ZM121 9V10H120ZM137 9V10H136ZM151 9H152V11H151ZM156 9H158V10H156ZM162 9H163V12H162ZM185 9V10H184ZM230 9H231V11H233V14L237 17V18H240L241 17V15H242V18H243V16H244V19H240V21H241V23L242 24H240V21H237V20H235V21H237V22H235V23H233V21H230L231 23H233L232 25H230V22L228 21L229 19L227 18H224V17H228V15L227 14H229L231 11H230ZM241 11L240 12V14H238V12L236 13L235 11ZM249 9V10H248ZM252 9V10H251ZM257 9V10H256ZM51 10V9H50ZM128 10V11H127ZM184 10V11H183ZM196 10V11H195ZM219 10H220V12H219ZM229 10V13L227 12V11ZM248 10V11H247ZM251 10V11H250ZM261 10V12L259 13V11ZM118 11V12H117ZM133 11V10H132ZM150 11H151V13L153 14H151L150 13ZM153 11H155V12H153ZM159 11V12H158ZM195 11V12H194ZM217 11V12H216ZM226 11V13L225 14H223L224 12ZM94 12H96V13H94ZM99 12V13H98ZM103 12V13H102ZM107 12V13H106ZM147 12V13H146ZM158 13V20L160 21V22H162L163 20H165V18H166V20H167V18L168 17H170L171 15H173V16H171L170 17V19L172 18V17H176V18H174L175 19V22H174V19H171L175 24H176V19L177 20H179V22H180V20H181V22H180V24H179V22L177 23V25L173 28H171L170 26V28H168V30L169 31H171L172 29H173V31H172V33L170 34L169 33V35H171V38L170 37H167V36H169V35H167L168 33H166L165 31H166V29L164 28V30L162 29L163 27H164V25H163V27L162 26H160V25H162V24H165L166 26H168V25H171V24H174L172 21H170V19H168L167 21L165 20V21H163L164 23H159V21L157 20L156 21V25H157V23H159L160 25H157V28L158 29H153V31L154 30H156V31H154V33H152L151 32V28H153V26H154V28L156 27L155 26V21H152L153 19H155V16L157 17V13ZM160 12H162L163 14H161V15H163V16H160V17H162V19H160V17H159V13ZM185 12H186V14H185ZM246 12V13H245ZM254 14H253V13ZM115 13V14H114ZM122 13V14H121ZM150 13V14H149ZM156 13V14H155ZM167 13H169L168 15H170V16H168V15H166V17H165V14H167ZM189 13V14H188ZM191 13L192 14H195V15H192V17H194V18H192L191 17ZM200 13V14H199ZM216 13H217V15H216ZM218 13H222L223 15H218ZM255 13H256V15H255ZM76 14L77 13H71V19L72 20H74L75 18H76ZM148 14H149V17H145V16H148ZM213 14V15H212ZM237 14H238V16H237ZM244 14H246V15H244ZM180 17H179V16ZM185 15V16H184ZM190 15V16H189ZM198 15V16H197ZM211 15V16H210ZM98 16V17H97ZM126 16V17H125ZM154 16V17H153ZM177 16L179 17V19L177 18ZM187 17V18H186ZM197 19H196V18ZM213 17V18H212ZM217 17V18H216ZM261 17V18H260ZM117 18H119V19H117ZM125 18V19H124ZM133 18H136L138 21H137V23L136 24H139L140 22H142L141 24H139V25H136L135 23H134V25L133 26H130V25H128V24H126V26L123 24V23H125V21H127L128 19L129 20H133ZM144 18H145V21H144ZM152 19V20H150L149 22H148V19ZM164 18V19H163ZM189 18V19H188ZM191 18V19H190ZM42 19V20H41ZM124 19V20H123ZM127 19V20H126ZM136 19H134V22H136L135 20ZM144 21H142V20ZM196 19V20H195ZM226 19V20H225ZM249 19H251V21L249 20ZM256 19V20H255ZM115 20H120L121 22L120 23H122V24H118V26H114L113 28H108V26H110V25H112L111 23L112 22H114ZM141 20V21H140ZM147 20V21H146ZM156 20V19H155ZM190 22H189V21ZM191 20H195V22L194 21H191ZM216 20H217V22H218V24H217V22H216ZM222 20V21H221ZM108 21V22H107ZM116 21V22H117ZM140 21V22H139ZM170 21V22H169ZM196 21L198 22L197 23V25L198 26H196ZM214 21V22H213ZM145 22H148V23H146V24H148V25H152V27H150L149 26V30L147 29V31H146V29L145 28H142V30L143 31H145L144 33H142V30H138V32H136L137 30H136V28H137V26H139L138 28H141V27H143V26H145L146 24H145ZM167 24H166V23ZM193 22V23H192ZM221 22V23H220ZM229 22V23H228ZM249 22V23H248ZM252 22V23H251ZM254 22V23H253ZM105 23V24H104ZM110 23V24H109ZM151 23V24H150ZM153 23H154V25H153ZM171 23V24H170ZM184 25H183V24ZM191 23V24H190ZM213 23V24H212ZM215 23V24H214ZM244 23V24H243ZM16 24V25H15ZM143 24V25H142ZM187 24V25H186ZM212 25V26H210V25ZM217 24V25H216ZM224 24V25H223ZM236 24H238V26H239V29H238V31L236 30L237 28H238V26L236 25ZM120 25V26H119ZM193 25L194 27H191V26ZM215 25V26H214ZM223 25V26H222ZM233 25H235L234 27H232ZM242 25H244L243 27H241ZM255 25V26H254ZM260 25V26H259ZM263 27H262V26ZM123 26H125V27H123ZM135 26V27H134ZM141 26V27H140ZM161 27V29L159 28V27ZM171 26H173V25H171ZM182 26V27H181ZM187 26V27H186ZM195 26H196V29H197V31H196V29H195ZM208 26H209V28H208ZM248 26V27H247ZM250 26V27H249ZM257 26V27H256ZM103 27V28H102ZM128 27V28H127ZM184 30H186V28H187V30L186 31H184L183 32V30L181 29V28ZM183 27H186V28H183ZM198 27V28H197ZM211 27L214 29H211ZM219 27V28H218ZM230 27V31L228 30V28ZM117 28V29H116ZM122 28V29H121ZM135 28V29H134ZM176 28H179V30H177ZM193 28V29H192ZM216 28V29H215ZM233 28H235V30L233 29ZM246 28H247V30H246ZM251 28V29H250ZM262 28V29H261ZM124 29V30H123ZM129 29V30H128ZM145 29V30H144ZM151 29V30H150ZM194 29H195V31H194ZM199 29V30H198ZM209 29L211 30V31H209ZM231 29H233L235 32H240V31H243V33H245L244 32V30L246 31V32H248V31H250V32H248V33H245V35H242V32L240 33V34H238V33H236L237 35H240V37L238 36V37H236L237 35H235L234 34V31L232 32L231 31ZM244 29V30H243ZM249 29V30H248ZM162 30V31H161ZM167 30V31H168ZM177 32H176V31ZM181 30V35L183 36H181L180 34H178L179 33V31ZM226 30H228V31H226ZM259 30H260V32H259ZM76 31V28H75V25H74V27H73V32H75ZM163 31H164V33H163ZM168 31V32H169ZM208 31V32H207ZM213 31V32H212ZM257 31H258V33H257ZM263 31V32H262ZM129 32V33H128ZM149 32H150V34H149ZM175 32V33H174ZM196 32H198L197 34H196ZM207 32V33H206ZM218 32V33H217ZM229 32V33H228ZM125 33V34H124ZM132 33V34H131ZM142 33V34H141ZM152 33V34H151ZM178 35H180V36H178ZM216 33V34H215ZM252 33V34H251ZM102 34V35H101ZM137 34H139V36L137 35ZM146 35V37L147 38H145V36H143V35ZM162 34H164V35H162ZM176 34V35H175ZM210 34V35H209ZM219 34V35H218ZM222 34V35H221ZM227 34V35H226ZM230 36H229V35ZM232 34H234L235 35V37H234V39L232 38L233 36H232ZM248 34V35H247ZM250 34V35H249ZM116 35H117V37H116ZM130 36V38L128 37V36ZM148 35V36H147ZM174 35L176 36V37H174ZM211 36V37H209V36ZM122 36V37H121ZM140 36H143V38H140ZM160 36V37H159ZM162 36H164L163 38H162ZM250 38H248V37ZM258 36H260V37H258ZM177 37H179V38H177ZM207 37V38H206ZM213 37V38H212ZM215 37V38H214ZM230 37V38H229ZM244 37V39H242ZM252 37V38H251ZM121 38H122V40H121ZM126 38V39H125ZM129 38V39H128ZM139 38V40H141L140 42H139V40H137ZM148 38H150V39H148ZM161 38H162V40H161ZM164 38H168V39H173V40H169V41H167V39H164ZM176 38L179 40H176ZM180 38H182V39H180ZM209 38V39H208ZM219 38H220V40H219ZM237 38V39H236ZM240 38V39H239ZM254 38V39H253ZM261 38H263V39H261ZM104 39V40H103ZM114 39V40H113ZM136 39V40H135ZM214 39V40H213ZM229 39H231V41L229 40ZM233 39V40H232ZM250 41H249V40ZM135 40V41H134ZM174 40H175V42H174ZM216 40V41H215ZM222 40V41H221ZM229 40V42H227V41ZM237 40V41H236ZM259 40V41H258ZM58 41V40H57ZM89 41V42H88ZM125 41L127 42L126 44H125ZM155 41V42H154ZM158 41H160L159 43H158ZM234 41H236L237 42V44H236V42H234ZM254 41V42H253ZM261 41V42H260ZM102 42V43H101ZM149 42V43H148ZM177 42H179L178 43V45H177V47H176V44H177ZM212 42V43H211ZM218 42V43H217ZM224 42V43H223ZM231 42V43H230ZM247 42H249V43H247ZM98 43H100V44H98ZM138 45H137V44ZM141 45H140V44ZM142 43H143V45H142ZM145 43V44H144ZM166 43H167V45H166ZM171 43V44H170ZM175 43V44H174ZM230 43V44H229ZM262 43V44H261ZM50 44V45H49ZM83 44V45H82ZM125 44V46H122V45H124ZM132 44V45H131ZM168 44H170V45H168ZM175 46H174V45ZM227 44V45H226ZM233 44V45H232ZM235 44V45H234ZM253 46H252V45ZM258 44H260V45H258ZM77 45H79V47L77 46ZM89 45H90V47H89ZM98 45V46H97ZM101 45H106V46H102L101 47ZM111 45V46H110ZM120 45V47H118ZM127 45H129V46H127ZM172 45V46H171ZM213 45V46H212ZM238 45H239V47H238ZM244 45H245V47H244ZM258 45V46H257ZM95 46V47H94ZM132 46V47H131ZM153 46V47H152ZM166 46V47H165ZM174 46V47H173ZM212 46V47H211ZM232 46V47H231ZM237 46V47H236ZM257 48H256V47ZM101 47V48H100ZM117 47V48H116ZM122 47V48H121ZM127 47H128V49H127ZM158 47V48H157ZM164 47V48H163ZM215 47V48H214ZM248 47V48H247ZM250 47H251V49H253L254 50V48H256L254 51L253 50H251L250 49ZM252 47H254V48H252ZM80 48H84V50H85V57H84V59L83 60H76V61H74L73 63L71 62L70 64H68L67 62H66V56L68 55V54H70V52H75L76 50H78V49H80ZM88 48V49H87ZM108 48H110V49H108ZM153 48V49H152ZM172 48V49H171ZM173 48L175 49V50H173ZM219 50H218V49ZM242 48V49H241ZM106 49H107V51H106ZM122 49V50H121ZM139 49V50H138ZM155 49V50H154ZM231 51H230V50ZM246 49V50H245ZM249 49V50H248ZM259 49V50H258ZM262 49V50H261ZM121 50V51H120ZM129 50V51H128ZM158 50H161V51H158ZM162 50H164V51H162ZM167 50V51H166ZM168 50H169V52H168ZM170 50H171V52H170ZM219 52H222V53H219ZM224 52H223V51ZM238 50V51H237ZM245 50V51H244ZM261 50V51H260ZM137 51V52H136ZM152 51H155V52H152ZM166 51V52H165ZM174 51V52H173ZM228 51V52H227ZM240 51V52H239ZM241 51H242V53H241ZM244 51V52H243ZM251 51V52H250ZM256 51H257V53L258 54H256ZM261 52V53H259V52ZM107 52V53H106ZM111 52V53H110ZM114 54H113V53ZM117 52H119V54L117 53ZM126 52V53H125ZM143 52V53H142ZM147 52V53H146ZM149 52V53H148ZM157 52V53H156ZM164 52V53H163ZM173 52V53H172ZM176 52V53H175ZM178 52V53H177ZM183 54H182V53ZM226 52V53H225ZM252 52H253V54H252ZM255 52V53H254ZM107 55H106V54ZM135 55H134V54ZM156 55H155V54ZM217 53H219L221 56H219V54H217ZM247 54V56H246V54ZM263 53V54H262ZM141 54V55H140ZM160 54V55H159ZM172 54H174V55H176L177 57H175V56H173ZM212 54V55H211ZM226 54V55H225ZM227 54H229V55H227ZM238 54H240V55H238ZM256 54V55H255ZM261 54V55H260ZM105 55V56H104ZM110 55V56H109ZM117 57H116V56ZM128 55H130V56H132L131 57V59H130V57L128 56ZM147 55H148V57H147ZM150 55L152 56V57H150ZM154 55V56H153ZM179 55V56H178ZM184 55H185V57H184ZM211 55V56H210ZM217 55H218V58H217ZM252 55V56H251ZM258 55V56H257ZM99 56H100V58H99ZM107 56L110 58V60H112V62L109 60V58H107ZM128 56V57H127ZM164 58V60H162V58ZM213 56V57H212ZM229 57V59H227L228 57ZM249 56H250V58H249ZM262 56V57H261ZM98 57V58H97ZM103 57H105V58H103ZM115 57V58H114ZM135 57V58H134ZM158 57H159V59H158ZM172 57V58H171ZM176 59H175V58ZM205 57V58H204ZM227 57V58H226ZM230 57H233V58H230ZM239 59H238V58ZM254 57V58H253ZM259 57V58H258ZM107 58V59H106ZM114 58V59H113ZM119 58V59H118ZM121 58V59H120ZM142 58V59H141ZM157 58V59H156ZM171 59V61H172V59H173V61L174 60H177V61H175V62H177V64L176 63H174V64H176L175 66H174V64H173V68H171L172 67V62H170L169 60ZM222 58V59H221ZM225 58V59H224ZM246 60V62H245V60ZM151 59V60H150ZM161 59V60H160ZM214 59V60H213ZM227 59V60H226ZM241 60L242 61V63H241V61L239 62L238 60ZM257 59V60H256ZM86 60V62H84ZM97 60V61H96ZM116 60V61H115ZM160 60V61H162V62H158V61ZM221 60V61H220ZM234 60H235V62L237 63V62H239V65H235L236 63L234 62ZM110 61V62H109ZM147 61V62H146ZM149 61H151L150 63H149ZM231 61V62H230ZM257 61V62H256ZM93 62H97V65H96V67L95 68H86V66H88L90 63H93ZM109 62V63H108ZM154 62V63H153ZM170 62V65H168V63ZM219 62L221 63V64H219ZM261 62V63H260ZM100 63V64H99ZM164 63V64H163ZM166 63V64H165ZM235 65H233V64ZM245 63V64H244ZM249 63H250V65H249ZM252 63V64H251ZM255 63V64H254ZM143 64V65H142ZM238 64V63H237ZM104 65V66H103ZM200 65V66H199ZM221 65V66H220ZM225 65V66H224ZM244 65V66H243ZM255 65H257V67L255 66ZM151 66V67H150ZM167 66V67H166ZM204 66V67H203ZM230 66V67H229ZM239 66V67H238ZM259 66V67H258ZM260 66H262V67H260ZM105 67V68H104ZM138 67V68H137ZM143 67V68H142ZM166 67V68H165ZM174 67H176V68H179V69H176V68H174ZM200 67V68H199ZM226 69H224V68ZM234 67V68H233ZM238 67V68H237ZM101 68V69H100ZM230 68V69H229ZM242 68H243V70H242ZM246 68V69H245ZM104 71H103V70ZM110 69V70H109ZM162 69V70H161ZM173 69H174V71H173ZM224 69V70H223ZM234 69V70H233ZM253 69V70H252ZM256 69L258 70V72L256 71ZM260 69V70H259ZM105 70H106V72H105ZM149 70H151V71H149ZM160 70V71H159ZM180 70H182V71H180ZM252 70V71H251ZM170 71V72H169ZM261 71V72H260ZM263 71V72H262ZM148 72V73H147ZM227 72V73H226ZM242 72V73H241ZM254 72V73H253ZM260 72V73H259ZM150 73H152V74H150ZM181 73V74H180ZM226 73V74H225ZM173 74V75H172ZM178 74V75H177ZM238 74V75H237ZM256 74V75H255ZM146 75V76H145ZM153 75V76H152ZM160 75V76H159ZM148 76H149V78H148ZM157 76V77H156ZM171 76V77H170ZM176 76V77H175ZM230 76V77H229ZM234 77V79H233V77ZM236 76V77H235ZM248 76V77H247ZM163 77V78H162ZM183 77V78H182ZM238 77V78H237ZM247 79H246V78ZM258 77V78H257ZM263 77V78H262ZM145 78V79H144ZM154 78V79H153ZM157 79V80H156ZM159 79L161 80V81H159ZM239 79V80H238ZM258 79V80H257ZM162 80H163V82H162ZM176 80V81H175ZM243 80V81H242ZM156 81H158V82H156ZM224 81V82H223ZM247 81H250V82H247ZM155 82V83H154ZM221 82V83H220ZM237 82V83H236ZM242 82V83H241ZM243 82H246V83H243ZM157 83H159V84H157ZM189 83V84H188ZM192 83H193V85H192ZM253 83V84H252ZM188 84V85H187ZM242 84V85H241ZM246 86H244V85ZM252 84V85H251ZM255 84V85H254ZM262 84H263V86H262ZM160 85V86H159ZM192 85V86H191ZM158 86H159V88H158ZM188 86V87H187ZM241 86H243V88L241 87ZM125 87V88H124ZM130 87V89H128ZM162 87V88H161ZM248 87H250V88H248ZM121 88H123V89H121ZM157 88V89H156ZM187 88V90H185ZM196 88V89H195ZM222 88V89H221ZM259 88V89H258ZM118 89V90H117ZM137 89H139V91L137 92ZM154 89V90H153ZM193 89V90H192ZM194 89H195V91H194ZM258 89V90H257ZM99 90V91H98ZM117 90V91H116ZM131 90V91H130ZM253 90H254V92H253ZM120 91V92H119ZM124 91V92H123ZM166 91V92H165ZM126 92H127V94H126ZM257 92V93H256ZM125 93V94H124ZM130 93H132V94H130ZM192 93V94H191ZM136 94V95H135ZM258 94V95H257ZM113 95V96H112ZM130 95H132V96H130ZM194 95V96H193ZM202 95V96H201ZM206 95V96H205ZM255 95V96H254ZM111 96V97H110ZM121 96V97H120ZM126 96V97H125ZM259 96H261V97H259ZM129 97V98H128ZM138 99H137V98ZM165 97V98H164ZM210 97V98H209ZM212 97V98H211ZM130 98H131V100H133V101H135V102H132L131 100H130ZM133 98H135V100L133 99ZM163 98V99H162ZM167 98V99H166ZM185 98V99H184ZM189 98V99H188ZM193 98V99H192ZM258 98H259V100H258ZM261 98V99H260ZM119 99V100H118ZM157 99V100H156ZM187 99V100H186ZM202 99V100H201ZM210 99V100H209ZM214 99V100H213ZM257 99V100H256ZM129 100V101H128ZM207 100V101H206ZM260 100L262 101V103L260 102ZM142 101H143V103H142ZM218 101V102H217ZM170 102V103H169ZM261 104H260V103ZM216 103V104H215ZM259 104H260V106H262V107H260L259 106ZM123 105V106H122ZM214 106V107H213ZM246 106H248V107H246V109H245V107ZM257 106V107H256ZM242 107V108H241ZM138 108H139V110H138ZM137 109V111H135ZM243 109V110H242ZM247 109H252V110H247ZM185 110V111H184ZM201 110V111H200ZM214 110V111H213ZM221 111H223V112H221ZM226 111V112H225ZM249 111H252V112H249ZM263 111V112H262ZM219 112V113H218ZM224 112L225 113H231L230 115L229 114H225L227 117H230V121H231V117H233V119L235 120H238L239 122H237V121H235L234 123H233V121H231L230 123L228 122L229 121V119L228 118H226V116L224 115ZM142 115H141V114ZM188 113V114H187ZM210 113V114H209ZM247 113H250V115L249 114H247ZM225 116V120L223 119L224 118V116ZM125 115H129L130 116V118L128 119H125L124 118V116ZM229 115V116H228ZM253 115H255V116H253ZM257 115V116H256ZM150 116V117H149ZM221 117V119L224 121H219L220 120V117ZM251 116V117H250ZM188 117H192V120L191 119H189L190 121H191V123H190V121H187V119H188ZM204 117H206V118H204ZM209 117H211L210 119H209ZM187 118V119H186ZM208 118V119H207ZM250 120H249V119ZM160 119L161 120H163V121H166L167 123H168V132H169V142H170V144L172 145V147L170 146V145H168V144H166L167 145V147L165 146V148H167V149H165L164 147H162V148H164V151H163V149L161 150V147L159 146V144H156L158 147H159V150H161V151H156V152H154V153H156V154H154V153H151L152 151H149V150H147L146 149V147L144 146V144L145 143H147V141L149 140L148 138H150L151 137V133H152V131H153V129L155 128V125L160 121ZM177 119V120H176ZM194 119V120H193ZM218 119V120H217ZM226 119H227V122L228 123H226ZM73 120V119H72ZM206 120H214V121H212V122H214V124L217 122V123H219V122H223V125H224V127L226 126V124H227V126L225 127V129H224V127H222V125L221 126H219L220 124H222V123H219L218 125H217V123L215 124L216 125V127H215V125L214 124H212V126H211V123L212 122H210V123H208ZM156 121V122H155ZM206 121V122H205ZM219 121V122H218ZM253 121H255V123H257V124H259V125H256ZM172 122V123H171ZM189 122V123H188ZM178 123H180L181 124V126L178 124ZM206 123V124H205ZM231 123H233V124H235V123H238V124H235V125H230ZM245 123L247 124V125H245ZM189 124V126H187ZM203 124H205V127H204V125ZM209 124V125H208ZM230 125V127L231 128H233V129H231L230 127H228L229 125ZM244 124V125H243ZM248 124H255V126L254 125H250L251 126V129H250V127L248 126ZM67 125H70V126H72V125H74L71 129H70V126H68V128L72 131V129L73 128H75V127H77L76 129H78L79 127H81V124H79V122H75V123H71V124H67ZM78 125V126H77ZM180 127H179V126ZM184 125H186V126H184ZM209 126V128H206V127H208ZM241 125V126H240ZM260 125H262V128H263V131H262V128H260V131H259V126ZM83 126V125H82ZM174 126H178L177 128L176 127H174ZM182 126H184L183 128L184 129H182ZM214 126V127H213ZM220 128H219V127ZM236 128H235V127ZM240 126V127H239ZM245 126V127H244ZM249 127V129H248V127ZM257 126V127H256ZM56 127V126H55ZM171 127V128H170ZM186 127H187V129H186ZM200 127H201V129L203 130V131H205L206 133H204V132H202V130L200 129ZM203 127H204V129H203ZM211 127H213V128H211ZM219 129H218V128ZM228 127V128H227ZM239 127V128H238ZM242 127V128H241ZM254 127H255V130H253L254 129ZM6 128V130H11V128H9V127H5ZM64 129H65V126L63 127ZM237 128H238V131H236L237 130ZM245 128H247L248 130H252V131H250V132H246V131H248L247 129H245ZM253 128V129H252ZM257 128V129H256ZM195 129V130H194ZM207 129H208V131H207ZM212 129H214V130H212ZM215 129H218V130H215ZM222 129V130H221ZM227 129L228 130H230V132L229 131H227ZM242 129H243V131H242ZM148 130V131H147ZM185 130V131H184ZM197 130V131H196ZM201 130V131H200ZM209 130L210 131H212L211 133L209 132ZM220 130V131H219ZM224 130H226V131H224ZM235 130V131H234ZM175 131V132H174ZM213 131H217L218 133L216 134V133H213ZM233 133H232V132ZM192 132V133H191ZM207 132H209V133H207ZM242 132V133H241ZM124 133H126V134H124ZM198 133H200V135L198 134ZM223 133H224V135H223ZM240 135H239V134ZM248 133H250V135L248 134V136H247V134ZM85 134V135H84ZM88 134V135H87ZM173 134V135H172ZM198 134V135H197ZM203 134V135H202ZM208 134V136L207 137H205L206 135ZM215 134V135H214ZM242 134L244 135V138H243V136H242ZM246 134V135H245ZM70 135V136H69ZM122 135H124V136H122ZM175 135V136H174ZM176 135H179V138H177V136ZM196 135H197V137H196ZM205 135V136H204ZM210 135V136H209ZM214 135V136H213ZM186 136V137H185ZM202 138H204L203 140L200 138V137ZM227 137L226 139H225V137ZM239 136H241L243 139H240L241 137H239ZM120 137H122V138H120ZM127 137V138H126ZM173 137H174V139H173ZM236 137H238V138H236ZM1 138V137H0ZM40 138V137H39ZM176 138V139H175ZM200 139V141L198 142V140H196L195 141V139ZM171 139V140H170ZM181 139V140H180ZM188 139V140H187ZM190 139H191V141H190ZM236 139V140H235ZM1 140V139H0ZM15 140V141H16ZM37 140V141H36ZM177 140H179V141H177ZM208 140V141H207ZM226 140H228V143H227V141ZM23 141V142H22ZM75 141V142H74ZM175 144H173L172 142ZM176 141H177V143H178V146H179V148H178V146L176 145ZM183 141V142H182ZM196 143H194V142ZM203 141V142H202ZM1 142V141H0ZM234 142V143H233ZM15 143V145H17ZM134 143V144H133ZM141 143V144H140ZM193 143H194V145H197V143H198V145L197 146H194L193 145ZM203 145V146H200L201 144ZM218 143V144H217ZM221 143V144H220ZM132 144V145H131ZM182 144V145H181ZM200 144V145H199ZM209 144V145H208ZM213 144V146H211ZM263 144V145H262ZM75 145V146H74ZM135 145H137V146H135ZM206 145H208L209 146V148H208V146H207V148H206ZM216 145V146H215ZM262 145V146H261ZM194 146V147H193ZM200 146V147H199ZM204 146H205V148H206V150H205V148H204ZM221 146V147H220ZM41 147V148H40ZM136 148V150H135V148ZM176 147V148H175ZM196 147H198V150L196 149ZM203 149H202V148ZM212 147L214 148L213 150H214V153H216V154H214V157L216 158H212L213 157V155H208V154H210V153H212ZM216 147V148H215ZM222 147H223V149H222ZM241 147H242V149H244L243 147H246L245 148V150H242L241 149ZM45 148V149H46ZM183 148H185V150H183ZM193 148H195L198 152H199V156L197 155V151H195V149H193ZM236 148H239L240 150H235ZM249 148V149H248ZM133 149H134V151H133ZM142 149V150H141ZM188 149H190V150H188ZM201 151H200V150ZM212 151H211V150ZM221 149V150H220ZM233 149V150H232ZM248 149V150H247ZM174 150H177V151H179V152H175ZM183 150V151H182ZM191 150H193V151H191ZM203 150V151H202ZM218 152H217V151ZM235 150V151H234ZM263 150V151H262ZM0 151H2V150H0ZM172 151V152H171ZM181 151V152H180ZM188 151V152H187ZM216 151V152H215ZM237 151H238V153H237ZM239 151H240V153L242 152V154H239ZM243 151H245V155L243 154ZM3 152V151H2ZM10 152V151H9ZM147 152V153H146ZM171 152V153H170ZM175 152V153H174ZM191 152V153H190ZM196 152V153H195ZM204 152H205V154H204ZM206 152H208V153H206ZM210 152V153H209ZM221 152H222V154H221ZM247 152L249 153L250 152V154H248V155H246L247 154ZM144 153V154H143ZM146 153V154H145ZM169 153V154H168ZM177 153V154H176ZM182 153H184V154H182ZM187 153H188V155H190V156H188L187 155ZM194 155H193V154ZM218 153V154H217ZM237 155H236V154ZM1 154H6V156H7V153L6 152H3V153H0V155ZM166 154H167V156H166ZM171 154H173V155H171ZM186 154V155H185ZM204 154V159L202 158V156L201 155H203ZM207 154V155H206ZM232 154V155H231ZM235 154V155H234ZM252 154V155H251ZM135 155V156H134ZM136 155L138 156V158L136 157ZM151 155V156H150ZM181 155V156H180ZM217 155H221V156H217ZM234 155V156H233ZM243 155V156H242ZM250 155H251V157H250ZM6 156L4 155H2V156H0V158L2 157H4V158H6ZM11 157V152H10V155L8 154V156H7V158L5 159V162L6 163H8V164H10L9 162H8V157ZM92 156V157H91ZM146 156V157H145ZM148 156H150V157H148ZM194 156V157H193ZM209 157V158H207V157ZM217 156V157H216ZM224 156V157H223ZM231 156V157H230ZM232 156L233 157H235V159L233 160V158H232ZM237 156V157H236ZM246 156V158H244ZM96 157V158H95ZM148 157V158H147ZM162 157H164L163 159L164 160H162ZM180 157V158H179ZM189 157V158H188ZM195 157H198L197 158V161H195V160H193ZM205 157L207 158V159H205ZM248 157V158H247ZM261 157H263L262 158V160H259L258 158H260L261 159ZM1 158V160L3 161V159ZM169 158V159H168ZM186 158V159H185ZM201 158V159H200ZM211 158V159H210ZM218 158V159H217ZM228 158L230 159V158H232V159H230L231 160V162H230V160H228ZM249 158H254L255 159V161H254V159L252 160V159H249ZM97 159V160H96ZM149 159V160H148ZM166 159V160H165ZM200 159V160H199ZM227 159V160H226ZM243 159H244V161H243ZM246 159V160H245ZM247 159L249 160V162L247 161ZM164 161L163 163L161 162V164H160V167H159V164L158 163H160V161ZM203 160V161H202ZM209 160H210V162H209ZM213 160V161H212ZM216 160L217 161H219L220 163L222 162V164H220V163H218V162H216ZM221 160V161H220ZM251 160L254 162H251ZM259 160V161H258ZM119 161V162H118ZM150 161V162H149ZM157 161H159L158 163H157ZM223 161H224V163H223ZM259 163H257V162ZM4 162V161H3ZM3 162H0V165H4L5 166V162L3 163ZM148 164H150V165H148ZM155 162V163H154ZM166 162V163H165ZM170 162V163H169ZM188 162V163H187ZM198 162V163H197ZM227 162H228V165H227ZM230 162V163H229ZM233 162H234V164H233ZM261 162L263 163L262 164V166H260L261 165ZM144 163H146L145 165H144ZM151 163H152V165H151ZM167 163H168V165H167ZM189 163H190V165H189ZM226 163V164H225ZM243 163V164H242ZM252 165H251V164ZM257 163V164H256ZM56 164H59L57 161H56ZM139 164V165H138ZM143 164V165H142ZM155 166H154V165ZM163 164V165H162ZM166 164V165H165ZM179 164V165H178ZM183 164V165H182ZM192 164V165H191ZM213 164V165H212ZM217 166H215V165ZM218 164V165H217ZM224 164L225 165H227V166H224ZM230 164V165H229ZM233 164V165H232ZM242 166H241V165ZM255 164V165H254ZM3 165H2V167H3ZM185 165H187L186 167H185ZM200 165V166H199ZM223 165V166H222ZM239 165V166H238ZM260 166V168L262 169H260L259 168V166ZM15 166H17L16 164H15ZM138 166V167H137ZM140 166H142V167H140ZM143 166H144V168H143ZM149 166H150V168H149ZM203 166H204V168H203ZM213 166H215V167H213ZM219 166H220V168H222L223 170H221L220 168H219ZM231 166V167H230ZM236 166H238V167H235ZM253 168H252V167ZM154 167V168H153ZM162 167V168H161ZM191 167V168H190ZM213 167V168H212ZM225 167H227V168H225ZM233 167V168H232ZM251 167V168H250ZM254 167H256V168H254ZM257 167H258V169H257ZM16 168V167H15ZM139 168H143V169H139ZM164 168V169H163ZM195 168V170H193ZM206 168V169H205ZM210 170V171H208V169ZM212 168V169H211ZM215 168V169H214ZM219 168V169H218ZM225 168V169H224ZM238 168V169H237ZM145 169H146V171H145ZM150 169V170H149ZM151 169H152V171H151ZM162 169V170H161ZM204 170V172H203V170ZM217 169V170H216ZM251 169H255L254 171H256V172H254V171H252ZM260 169V170H259ZM7 170V172H5ZM19 171H20V168L18 169ZM160 170V171H159ZM206 170V171H205ZM215 170V171H214ZM221 171V173L219 174V172ZM240 170V171H239ZM5 173H3L2 172V179H3V177H4V181H2L1 180V177H0V182L2 181V183L3 184H0V191H3V190H1V189H4V188H6L5 186H7L8 184H9V182H8V180H11L12 178L10 177V179L9 178H5V174H6V176L11 172L12 173V171H10L9 172V170L8 169H5ZM16 171H17V169H16ZM19 171L18 172H16V173H19ZM142 171V172H141ZM158 171V172H157ZM199 171V172H198ZM208 171V172H207ZM218 173H217V172ZM227 171V172H226ZM234 171V172H233ZM238 172H240L239 173V175L241 176V178L243 179V177L244 178H246V179H244V180H242L241 178H240V176L239 175H236ZM258 171H259V173H258ZM145 172V173H144ZM212 172H213V174H214V172L217 174V176L218 177H220V178H218L217 176H216V174H212ZM224 172V173H223ZM226 172V173H225ZM230 172V175H232L233 173H235V174H233L234 175V177H233V175L231 176V177H229L230 175L229 174H227V173H229ZM11 173H10V175H11ZM156 173V174H155ZM254 173V174H253ZM256 173V174H255ZM257 173H258V175H257ZM1 174V173H0ZM144 174L146 175V176H144ZM159 174V175H158ZM208 174V175H207ZM211 174V175H210ZM221 174H223V175H221ZM227 174V175H226ZM76 175V174H75ZM151 175V176H150ZM253 175H254V177H253ZM255 175H257L258 177L256 178V179H254L256 176ZM260 175H261V177H263V178H261L260 177ZM1 176V175H0ZM208 176V177H207ZM222 176H223V178H222ZM236 176V177H235ZM239 176V178H238V180H241L240 182H241V185L240 184H238V183H240L239 181L237 182V177ZM243 176V177H242ZM249 176V177H248ZM8 177H9V175H8ZM75 177H78L77 175L75 176ZM146 177H148V178H146ZM154 177V178H153ZM162 177H164L163 179H162ZM213 177H215V178H218V179H215V178H213ZM228 179H227V178ZM232 177H233V180L231 181V179H232ZM152 180H151V179ZM235 178V179H234ZM5 179H7V180H5ZM79 179V178H78ZM77 179V180H78ZM144 179V180H143ZM215 180V181H212V180ZM222 179V180H221ZM230 179V180H229ZM248 179H250L251 180V182H250V180H248ZM252 179H254V180H252ZM257 179H259L258 181H261V182H263V183H261V182H257V184H255L256 183V180ZM84 180H85V178H84ZM219 181V183H218V181ZM223 180H224V182H223ZM226 180H228V182L226 181ZM217 181V182H216ZM232 183H231V182ZM245 182V183H243V185H245V189H243L244 188V186H242V182ZM6 182H7V184H6ZM150 182H153V183H150ZM212 182V183H211ZM225 182H227L226 184L227 185H229V187L225 184ZM253 182H254V184H253ZM10 183H11V181H10ZM215 183V184H214ZM216 183H218V184H216ZM221 183H224L225 185H226V187H225V185L224 184H221ZM239 185H237V184ZM248 183V184H247ZM260 183L261 184H263V186L261 187V188H257V186L256 185H259V187L261 186L260 185ZM149 184H147L142 190L144 191V190H146V191H148L149 190ZM213 184V185H212ZM232 185V187H231V185ZM251 184L252 185H255V188H254V186H251ZM1 185H2V187H1ZM224 185V186H223ZM83 186V185H82ZM87 186H90L89 184H87ZM246 186H248L247 188H248V190H247V188H246ZM253 187L252 189H253V191H252V189H249L250 187ZM241 187H243L242 189H241ZM86 186L84 187V188H80L78 191L80 192V193H82L83 192V190H86ZM236 188V189H235ZM256 188H257V190H259V191H257V192H259L258 194H257V192L255 193V195L256 196H258V197H256L255 198V195H253L254 193H251V192H254V191H256ZM262 191H261V190ZM87 190H89L88 188H87ZM234 190H232L231 191V193H234ZM239 190V191H238ZM241 190H242V192H241ZM5 191V190H4ZM146 191H144V192H146ZM245 192V195L246 196H248V197H245V195H243L244 194V192ZM249 191V192H248ZM261 191V192H260ZM6 192V191H5ZM9 192L10 191H8L7 190V192L4 194V193H1L0 195L2 196H0L1 198H3V196L4 195H6L7 196V194H9ZM239 192V193H238ZM249 193V194H248ZM262 195H261V194ZM4 194V195H3ZM239 194H240V196H239ZM250 194H251V196H250ZM243 195V196H242ZM252 195H253V197H254V199L253 198H251L252 197ZM259 195H260V197H259ZM87 197V199H86V203L87 202H89V206H91L92 208H98L99 209V207L100 208H102V209H104V208H107V207H110V205L112 204V203H108L107 205L105 204V203H103L102 202V200H99L96 196L94 197V196H86ZM85 197V198H86ZM92 197H94V200H97V201H92ZM232 197L233 198H235V199H237L238 198V200H236L237 202H235V199H233V201H231L232 200ZM237 197V198H236ZM243 197V198H242ZM0 198V203L1 204H3V203H5V199L3 200V199H1ZM4 198H5V196H4ZM242 198V199H241ZM247 198H249V200L250 201H247L248 199ZM257 198H259V199H257ZM244 199V200H243ZM2 200V201H1ZM242 200L243 201H246V202H248V203H244V202H242ZM255 201L256 200V202H254V204H252L253 203V201ZM4 201V202H3ZM92 201V202H91ZM228 201H231V202H228V205H226L225 203H227ZM240 201L242 202V203H240ZM258 201H260V202H258ZM263 201H264V198H263ZM96 202H98V203H96ZM213 202V203H212ZM238 202H239V204H238ZM249 202H251V203H249ZM90 203H92V204H90ZM211 203V204H210ZM237 203V204H236ZM257 203H259V204H257ZM205 204H203V205H205ZM236 204V205H235ZM242 206H241V205ZM244 204H246V205H244ZM249 204V207H251L252 205H253V207H252V209H254V210H252L251 208H249L247 205ZM252 204V205H251ZM205 205V206H206ZM217 207H216V206ZM219 205V204H218ZM230 205H231V207H232V205H233V208H234V210L233 209H230ZM235 205V206H234ZM240 205V207H243V208H240V207H238ZM251 205V206H250ZM255 205V206H254ZM1 207H2V205H0ZM94 206V207H93ZM215 208H214V207ZM220 206H219V208H220ZM237 206V207H236ZM257 206H259V208L257 207ZM0 207V213H2V214H4L5 215V213H3V212H6V210H4V211H2L1 209H3V207L1 208ZM235 207L236 208H240L243 212H241V210L239 211L238 209H236L235 210ZM264 207V206H263ZM245 208H246V210H247V208H248V210L250 209V211H246L245 210ZM258 208V209H257ZM9 209V208H8ZM97 209V210H98ZM230 209V210H229ZM257 209V210H256ZM225 210V211H226ZM232 210V211H231ZM238 210V212H236V213H239L238 214V216H241V218H242V216H244V218L243 219H241L240 217V219H238V216H236L237 214H235L234 212L235 211H237ZM259 210V211H258ZM2 211V212H1ZM66 211V210H65ZM64 210H63V212H62V210L60 211L61 213V216H63V215H65V216H63V217H67L66 219H68V212L66 211L65 212ZM222 211V212H221ZM234 211V212H233ZM264 210H262V211H260V212H263ZM64 212L66 213V214H64ZM231 212H233V213H231ZM254 212H256V213H254ZM218 213L219 214H221V215H219V216H221V217H219L218 216ZM230 213V214H229ZM243 213H245L244 215H241V214H243ZM249 215H248V214ZM6 214H8V213H6ZM125 214V215H124ZM131 214V213H130ZM224 214H226V216L224 215ZM246 214H247V216H246ZM255 214H257V215H255ZM122 215L123 216H126L127 218H128V215H129V213H122ZM222 215H223V217H222ZM230 215H231V218H230ZM264 215V212L261 214V216H263ZM228 216V217H227ZM232 216H236V217H232ZM255 216H257V218H258V220L259 221H262V222H260V223H262V224H260L259 223V221L257 222V220H256V222H255ZM259 216V217H258ZM19 218L21 217V216H18ZM17 216H16V219H18L19 220V218H18ZM218 217L219 218H221V219H218ZM228 219H226V218ZM264 217V216H263ZM214 218H216V220L214 219ZM225 220H224V219ZM233 218H237V219H233ZM251 218H252V216H251ZM256 218V219H257ZM15 219V218H14ZM15 219V220H16ZM214 219V220H213ZM229 219H230V221H229ZM232 219V220H231ZM18 220H16L15 222H11L9 225H12V226H14V227H10V226H8L7 228H6V231L7 232H9V230L8 229H10V233H12V232H14L15 231V227H16V222H18ZM21 220V219H20ZM135 220H140L139 219V217L137 216L135 219H134V221ZM220 220H222V221H227V222H223V223H225V224H223V223H221L220 222ZM11 221H14L13 219H11ZM220 222V224L218 225V223ZM253 222H255L256 224H258V225H256V224H254ZM12 223H14V224H12ZM137 223V222H136ZM233 223V222H232ZM133 224H134V222H133ZM234 224V223H233ZM246 224L248 225V226H246ZM259 224H260V226H259ZM257 227H256V226ZM256 227V228H261V226H262V228L263 229H260L259 228V230H260V232H259V230H254L253 231V229H255L254 227ZM10 227V228H9ZM242 227V228H243ZM12 228V229H11ZM15 228V229H14ZM242 228L240 229V230H242ZM247 231H246V230ZM14 230V231H13ZM235 230V231H236ZM262 230V231H261ZM246 231V232H245ZM257 232H258V234H257ZM242 235H240V234ZM259 233H261L260 235H261V237H260V235H259ZM258 235V236H257ZM257 238V240L259 241V239H260V241H262V242H260L261 244H259V242L257 241H255L254 239H256ZM244 239H245V236H244ZM255 242H254V241ZM247 241V243H245ZM248 242H249V244H248ZM250 243L252 244V245H250ZM246 244H248L249 245V247H246V246H248V245H246ZM262 245L261 247H259L260 249L258 250V246L259 245ZM117 245H120V244H118L117 242H115V244H112L111 245V249H112V247L114 248V247H116ZM132 242H131V244H130V246L128 247V250H126V251H124L123 253H120V252H113V251H115L114 249H110V251L108 250L109 249V246H105V245H103L102 246V248L100 247L99 249H98V251H100V253L99 252H97V250H96V252H97V257L96 256H93V254H91L90 252H88L89 250L88 249H84L83 247H82V249H80L78 252H76L75 254H74V256L76 255L77 257L76 258H78L79 256H81V257H79V258H89L90 256L91 257H96V259H97V261H98V263L99 264H128V263H132V264H136V262H139V260H140V258L138 257L139 256V254L137 255V253H139V252H135V250H137V247L135 248L134 247V244L132 245ZM232 245H235L234 247L232 246ZM256 245H257V247H256ZM15 246H16V243H15ZM238 247V249H237V247ZM251 246H253V247H251ZM103 247H104V249H103ZM108 247V248H107ZM131 247V248H130ZM234 248L233 250L231 249V248ZM248 248V250L250 249V248H253L252 249V251L254 250V247L255 248H257V249H255L254 251H255V253H254V251H253V253H251V251H246L247 249H244V248ZM133 248V249H132ZM102 249V250H101ZM235 249H237V250H241L242 252H244V253H240V252H238L237 250H235ZM234 251V253H235V251H237L235 254L233 253H230V252H232V251ZM84 251V252H83ZM85 251H87L86 253H85ZM133 251V252H132ZM138 251V250H137ZM257 251V252H256ZM126 252V253H125ZM247 252V253H246ZM135 253V255H133ZM221 253H223V251L221 252ZM240 253V255L238 256V257H241V258H238L236 255L237 254H239ZM250 254L252 257H250V255H247L246 256V254ZM257 253H258V255H257ZM260 253L262 254V255H260ZM127 254V255H126ZM232 254V255H231ZM245 254V255H244ZM225 256H226V254H224ZM242 255V256H241ZM243 255L245 256L244 258H243ZM83 256V257H82ZM264 256V255H263ZM90 257V258H91ZM114 258V259H113ZM135 259L136 260V258L137 259H139L138 261H136L135 262V260H133V259ZM246 258V260H244ZM256 258H257V262H256ZM263 258V259H262ZM108 259V260H107ZM226 259H228V258H226ZM240 259V260H239ZM101 260V261H100ZM125 260V261H124ZM129 260V261H128ZM236 260V261H235ZM239 260V261H238ZM237 261H238V263H237ZM262 261L261 262H259V264H262ZM135 262V263H134ZM249 261H247L246 263H248ZM249 262V263H250Z\"/></svg>", "mask_w": 264, "mask_h": 264}]
</instances>
